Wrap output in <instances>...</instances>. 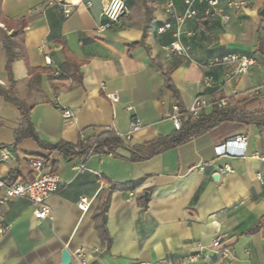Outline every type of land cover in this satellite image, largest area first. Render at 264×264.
<instances>
[{
    "label": "crops",
    "instance_id": "0c3cea01",
    "mask_svg": "<svg viewBox=\"0 0 264 264\" xmlns=\"http://www.w3.org/2000/svg\"><path fill=\"white\" fill-rule=\"evenodd\" d=\"M71 1H0V86L8 87L3 43L13 31L2 22L24 20L25 59L13 61L10 74L15 97L30 107L39 140L76 146L106 131L125 135L131 118L140 128L121 139L124 147L114 149L113 156L81 155L67 161L52 153L45 169L58 175L59 187L46 200L50 215L35 220L28 200L6 202L0 264H60L64 250L71 255L70 264H79L74 258L78 249L86 264H188L195 246H207L218 235L233 260L209 253L200 264H264V124L244 118L225 121L142 162H129L125 149L175 132L174 100L154 65L167 73L185 109L203 96L209 104L204 117L222 100L237 115L264 113V55L258 51L264 42V0H244L247 6L239 12L226 2L241 0H221L226 22L205 17V5H194L196 16L183 26L180 42L197 62L228 54L252 59L247 74L237 77L230 68L200 69L166 52L174 28L155 32L171 21L162 10L163 0L135 2L132 9L123 1L128 13L102 34L96 28L104 22L100 13L108 0H79L75 6L70 5L78 0ZM173 2L182 14L184 0ZM145 17L151 21L143 29ZM204 77L211 78L212 89L202 85ZM110 93L118 95V103L105 98ZM63 110L73 112V118L64 120ZM19 121L17 108L0 96V149L8 148L15 158L0 162V178L6 182L30 181L26 157L49 156L32 139L15 144ZM238 135L247 138L244 156L216 157L214 148ZM80 198L90 201L86 213L76 207ZM102 215L108 242L96 228Z\"/></svg>",
    "mask_w": 264,
    "mask_h": 264
},
{
    "label": "built area",
    "instance_id": "2783aa9c",
    "mask_svg": "<svg viewBox=\"0 0 264 264\" xmlns=\"http://www.w3.org/2000/svg\"><path fill=\"white\" fill-rule=\"evenodd\" d=\"M221 0H184L185 9L182 14H177L174 8L173 0H163L162 10L164 14L171 18V21L163 22L155 29L157 35H162L168 30L174 28L172 34L173 40L165 47L167 53L172 56L181 57L188 62L196 65L200 69H209L213 67H226L231 69V76L246 75L249 67L254 64V61L250 58L243 56H237L235 54H228L221 58H215L212 60L195 61L193 55L190 52L189 46H184L180 42V37L183 34V26L187 20L196 16L194 5H205L204 16L210 18H219L221 21H228V16L223 13L220 6ZM80 3L78 0L75 6ZM227 6L232 8L236 12L242 11L246 8L247 3L244 0L241 1H227ZM89 6L90 3L85 4ZM65 16L68 17L71 13L69 8H66ZM128 13V9L122 0H108L102 5L100 16L104 19V22L96 28V34H102L106 30L119 24L121 17ZM188 36H193L194 33H188ZM46 65H50V59L44 57ZM202 85L205 88L212 89L213 82L211 78L204 77ZM105 98L112 104L118 103V95L116 93L106 94ZM209 104L203 96L195 99V101L188 108H184V113H181L178 108L173 104L172 106V124L175 131H178L181 127L182 121H196L202 115L203 110L208 107ZM226 106L225 101H219L214 105L215 108H223ZM127 111H131V108H127ZM61 116L64 120H71L73 118V112L70 110H63ZM140 128L139 121L136 118L130 120V130L128 134L122 135L113 132L114 136L119 139H129V135L132 132L137 131ZM247 145V138L243 135L235 136L222 144L217 145L214 148L216 157L231 156L242 157L245 153ZM90 154L86 155V157ZM14 155L8 148L0 149V162L14 161ZM26 163L33 172V178L30 181L16 180L11 184H7L2 178H0V222L2 221L1 210L2 206L11 200L23 198L30 202L32 207V216L35 220H45L50 215V209L46 204V200L50 195L55 193L59 187V178L55 172L47 171L43 164V161L32 156L26 157ZM79 169H82L80 167ZM224 171L227 173L230 171L228 167H224ZM90 206V201L86 198H80L76 204L77 209L81 213H86ZM0 232L2 229L0 228ZM223 236L214 237L210 244L207 246L197 245L192 252L187 256L186 262L188 264H200L201 261L209 258V253H213L215 258L222 261H232V255L227 248L222 246ZM74 258L79 264H86L85 259L82 258V250L78 249L74 252Z\"/></svg>",
    "mask_w": 264,
    "mask_h": 264
},
{
    "label": "trees",
    "instance_id": "16d2710c",
    "mask_svg": "<svg viewBox=\"0 0 264 264\" xmlns=\"http://www.w3.org/2000/svg\"><path fill=\"white\" fill-rule=\"evenodd\" d=\"M1 1V0H0ZM125 3L129 4V8L132 9L135 5V2H142V0H122ZM264 17H262V20ZM151 20L145 17V23L143 25V29L147 28ZM5 27H12L13 31L10 36H7L4 40L3 46L6 52V65L5 69L7 72L8 78V87L5 89L0 86V96L2 99L13 106H15L20 113V121L18 128L14 132V141L17 144L22 139H32L41 149L46 151L49 156H32L36 157L43 161L45 166L46 163L50 162V155L52 153H56L58 158L63 160H70L76 156L81 155H114V149L124 147L121 139L114 136L113 132L106 131L98 136L89 138L85 141H81L78 145L72 146L65 142L59 141L54 144H47L39 140L37 134L35 133L32 124L29 118L30 107L24 106L14 95L13 88L14 82L11 78L10 74V66L13 61L18 59V57H22L25 59V55H23V30L25 28L24 20H20L17 23H5L2 22ZM14 40V41H13ZM258 51L260 54L264 55V51L262 50L264 47V42H260L258 46ZM63 54H65V50H62ZM154 67L160 72L162 77V82L164 88L170 93L171 97L174 100V105L178 108L181 113H184V106L181 104L179 94L173 84L171 83L167 73L163 72L160 67L154 65ZM29 73H32V70H29ZM244 118L247 122H253L256 124H264V113L258 112L255 114H236L234 110H229L225 107L223 108H215L210 116L204 117L203 115L196 121H182L181 127L178 131H175L172 135L164 138H157L156 140L141 144L133 147L125 148L129 154V158L127 159L129 162L136 163L146 161L151 159L152 157L168 150L171 148H175L186 143L191 137L196 136L198 134L204 133L218 124L231 121L232 119ZM52 167L55 166V162H51ZM54 172V170H51ZM5 181V180H4ZM15 181V180H14ZM14 181H8L7 184H11ZM115 186H111L113 189ZM109 196H105L102 202V213H105L106 207L108 204ZM96 228L100 234V237L108 242V234L105 230V222L104 216L102 215L101 222H98Z\"/></svg>",
    "mask_w": 264,
    "mask_h": 264
},
{
    "label": "water",
    "instance_id": "95a60500",
    "mask_svg": "<svg viewBox=\"0 0 264 264\" xmlns=\"http://www.w3.org/2000/svg\"><path fill=\"white\" fill-rule=\"evenodd\" d=\"M260 15L264 16V10H262L260 12ZM213 178H214V180H216L217 176H214ZM145 196H146V194H145ZM70 261H71L70 253L68 251H66V250L62 251L61 252V263L60 264H70Z\"/></svg>",
    "mask_w": 264,
    "mask_h": 264
},
{
    "label": "bare ground",
    "instance_id": "6f19581e",
    "mask_svg": "<svg viewBox=\"0 0 264 264\" xmlns=\"http://www.w3.org/2000/svg\"><path fill=\"white\" fill-rule=\"evenodd\" d=\"M71 2H76L75 0L71 1Z\"/></svg>",
    "mask_w": 264,
    "mask_h": 264
}]
</instances>
